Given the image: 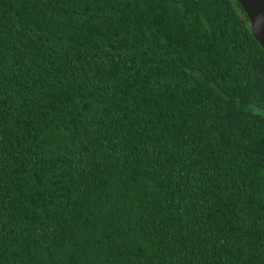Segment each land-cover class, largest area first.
<instances>
[{
  "label": "trees",
  "instance_id": "trees-1",
  "mask_svg": "<svg viewBox=\"0 0 264 264\" xmlns=\"http://www.w3.org/2000/svg\"><path fill=\"white\" fill-rule=\"evenodd\" d=\"M261 111L238 0H0V264H264Z\"/></svg>",
  "mask_w": 264,
  "mask_h": 264
},
{
  "label": "water",
  "instance_id": "water-1",
  "mask_svg": "<svg viewBox=\"0 0 264 264\" xmlns=\"http://www.w3.org/2000/svg\"><path fill=\"white\" fill-rule=\"evenodd\" d=\"M247 15L254 38L264 49V0H238Z\"/></svg>",
  "mask_w": 264,
  "mask_h": 264
},
{
  "label": "rangeland",
  "instance_id": "rangeland-1",
  "mask_svg": "<svg viewBox=\"0 0 264 264\" xmlns=\"http://www.w3.org/2000/svg\"><path fill=\"white\" fill-rule=\"evenodd\" d=\"M261 113H262V114H264V112H263V111H261Z\"/></svg>",
  "mask_w": 264,
  "mask_h": 264
}]
</instances>
